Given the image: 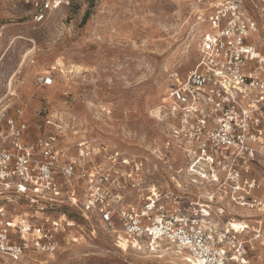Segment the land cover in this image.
<instances>
[{"label": "rangeland", "instance_id": "obj_1", "mask_svg": "<svg viewBox=\"0 0 264 264\" xmlns=\"http://www.w3.org/2000/svg\"><path fill=\"white\" fill-rule=\"evenodd\" d=\"M23 1L0 0V99L11 113L17 106L24 110L26 139L54 132L45 120L57 114L61 151L74 154L83 141L92 145L94 162L122 175L117 180L126 203L137 204L140 194L175 191L183 182L175 172L184 168L186 139L173 134L180 110L169 88L198 68L204 25L196 0H70L40 23ZM45 75L52 85H40ZM253 169L263 181L258 194L264 200V172ZM0 201L10 212L13 204ZM79 208V202H64L44 213L73 223L61 228L56 252L29 251L6 264H194L173 243L133 245L119 226L111 229ZM263 208H234L217 221L220 227L246 225L240 238L253 263L264 262Z\"/></svg>", "mask_w": 264, "mask_h": 264}, {"label": "built area", "instance_id": "obj_2", "mask_svg": "<svg viewBox=\"0 0 264 264\" xmlns=\"http://www.w3.org/2000/svg\"><path fill=\"white\" fill-rule=\"evenodd\" d=\"M23 2L35 23L70 6V0ZM196 3L204 25L198 68L169 88L180 110L173 134L186 139L184 168L175 172L183 182L173 192L140 194L137 204L126 203L117 180L122 175L97 165L92 145L83 141L74 154L61 151L60 116L45 120L54 132L30 142L24 110L17 106L11 113L0 99V198L13 204L8 212L0 201V264L29 251L56 252L61 228L73 223L44 213L64 202H79L82 213L111 229L119 226L133 245L173 243L190 253L194 264H264L249 259L240 238L245 225L217 222L234 208L259 211L264 205L258 194L263 181L253 173L254 166L264 172V0ZM38 80L53 84L50 75Z\"/></svg>", "mask_w": 264, "mask_h": 264}, {"label": "bare ground", "instance_id": "obj_3", "mask_svg": "<svg viewBox=\"0 0 264 264\" xmlns=\"http://www.w3.org/2000/svg\"><path fill=\"white\" fill-rule=\"evenodd\" d=\"M59 62V61H58ZM60 63V62H59ZM78 67H76V69H77ZM75 69V68H74ZM263 211H264V208H263ZM245 213V212H244ZM235 222V221H234ZM246 226V225H245ZM244 226V227H245ZM233 228H238L239 227V225H237V226H232ZM176 249V248H175ZM179 256V255H178ZM181 257V256H180ZM185 257V256H184ZM182 258V257H181ZM183 259V258H182ZM184 260V259H183Z\"/></svg>", "mask_w": 264, "mask_h": 264}, {"label": "crops", "instance_id": "obj_4", "mask_svg": "<svg viewBox=\"0 0 264 264\" xmlns=\"http://www.w3.org/2000/svg\"><path fill=\"white\" fill-rule=\"evenodd\" d=\"M31 13V12H30Z\"/></svg>", "mask_w": 264, "mask_h": 264}]
</instances>
